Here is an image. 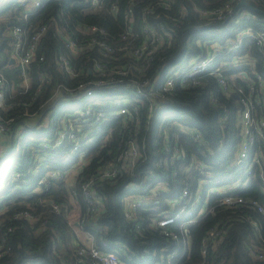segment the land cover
Returning a JSON list of instances; mask_svg holds the SVG:
<instances>
[{"label":"built area","instance_id":"obj_1","mask_svg":"<svg viewBox=\"0 0 264 264\" xmlns=\"http://www.w3.org/2000/svg\"><path fill=\"white\" fill-rule=\"evenodd\" d=\"M239 1L227 0L210 8L195 5L194 10L204 20L207 28L192 31L177 63L164 72L163 68L167 65L165 59L149 78L143 76L142 71L158 53L172 47L176 28L180 26L178 21L186 16L187 6L179 7L174 13L175 0H151L148 4H144L145 0H129L124 14L127 29L118 38L112 37L101 25L77 22L73 18L75 27L84 37L76 38L66 30L71 15H60L59 21L63 23L59 30L62 48L57 54V64L70 80L80 77L81 81L75 85H55L38 110H25L22 115L27 118L20 127L14 126L15 117L6 118L3 112L10 111L16 104L14 97L28 95L32 90L28 70L31 63L38 59L45 60V55H38V50L48 26H34L31 21V16L41 8L43 0H20L22 10L19 13L0 17V20L12 21V59L21 77L18 87H15L0 69V137L2 149H6L4 156L17 148L23 140L22 133L48 129L55 124L56 119L59 127L54 132L55 137L53 140H41L39 145L42 149H38L35 154V169L40 168L44 159H52L49 151L61 148L66 140L72 143L66 160L77 155L75 163L64 172L48 168L37 180L36 192H44L53 181H63L70 191V197L76 200L75 184L91 160L82 144L91 140L89 137L94 125L105 117H116L122 121V134H130L118 155L101 160L96 177H90L81 186L87 205L85 214L80 215L76 222L77 235L73 241L75 264H124L117 253L107 252L105 243L102 247L97 246L95 236L85 230L87 220L96 218L105 208L103 199L95 189V181L113 180L122 173L133 177L135 169L147 159L145 141L140 142L139 136L144 124L147 126L146 131H150L153 115L161 106L165 94L174 91L177 84L192 88L202 87L210 81L216 83L223 95L237 96L240 101L235 113L240 139L234 156L228 159L218 174H214L205 161L191 154L186 170L191 172L195 169L198 172L197 182L187 183L179 196L168 202L164 213H156L149 219L140 216L138 209L158 204L162 193L168 192L170 187L160 180L153 183V174L142 177L138 182L130 180L127 186L133 193L126 201L127 217L137 229L140 221H148L152 227L161 230L171 245L181 247L163 257L162 263L178 264L177 259H181L190 247L191 227L209 215L219 219L209 227L202 239L203 259L192 264H214V257L208 256L209 246L212 245V249L216 250L217 241L223 239L227 229L236 221L250 224L252 232L246 240L249 241L247 252L253 259L264 262V233L259 218L262 216L264 219V77L257 70V58L251 54L229 57L243 45L245 38H249L255 41L263 53L264 67V28L242 26L243 21L257 16L245 6L237 8ZM105 2L106 0H82V12L101 10L105 7ZM262 3L264 4V0ZM111 4L107 9L117 16L120 11L119 0H114ZM139 17L142 26L140 31L135 28ZM230 29H233V38L221 42L218 36ZM71 55L86 56L79 64H82L80 69L72 65ZM38 76L39 82L30 101L18 103L20 106L28 108L35 104L47 85L52 83V78L47 73ZM237 81L247 83L248 89L243 91L236 85ZM212 101L222 107L214 95ZM76 103H81V107L72 109ZM223 107L221 122L227 120L230 113L226 106ZM143 108H146L145 113L141 114ZM13 126L16 130L19 128L17 139ZM179 129L204 149L205 142L197 129L188 126H180ZM166 150L163 159L158 161L161 171L167 170L177 160L187 158L177 142L169 143ZM205 151L213 155L207 145ZM177 174L178 172L174 173ZM13 178L24 179V174L18 171ZM24 181L30 183L32 179ZM257 181L263 200L242 194ZM77 203L75 201L74 204ZM51 207L56 213H60L63 208L69 213L66 206L57 202H51ZM15 218H23L31 223H44L43 213H35L30 209L16 213ZM8 251L0 243V255Z\"/></svg>","mask_w":264,"mask_h":264},{"label":"trees","instance_id":"obj_2","mask_svg":"<svg viewBox=\"0 0 264 264\" xmlns=\"http://www.w3.org/2000/svg\"><path fill=\"white\" fill-rule=\"evenodd\" d=\"M113 1L106 0L105 7L101 10L82 12V0H43L41 8L31 16V21L34 26L43 24L48 26L38 50V55H45V60L38 59L31 63L28 70L32 81V90L28 95L14 97L13 101L16 104L10 108V111L3 112L6 118L15 117L14 126H22V122H25L27 118L22 115L25 110L31 112L38 110L55 85L59 83L75 85L81 81L80 77L70 80L57 64V54L62 48L60 46L62 37L59 30L63 23L59 21L60 15H71L66 30L73 33L76 38L84 37L75 27L73 18L77 22L101 25L112 37L118 38L127 29L124 14L129 0H119L120 11L117 16L107 9ZM225 1L227 0H175L174 13L182 6H187L188 12L183 19L178 21L180 26L176 28L172 47L165 52L158 53L154 60L148 64V67L142 71V75L147 78L152 77L156 68L165 59H167V65L165 64L163 68L164 72L171 65L174 66L185 50L189 34L194 30L207 28L204 20L200 19L194 10L195 5L201 8H210ZM246 1L254 7L264 10L262 0ZM150 2L151 0H145L144 4ZM21 10L20 0H0V17H10ZM252 12L257 17L243 21L242 26L263 29L264 15ZM11 23L12 21L0 20V69L5 73L8 81L18 87L21 77L12 59ZM151 25L154 26L152 23ZM135 28L138 31L141 30V17L137 19ZM233 36V29H230L218 37L221 42H225L226 39L233 38ZM245 53L257 58V70L264 77L263 53L254 40L245 38L243 45L229 57ZM226 56L228 57V55ZM85 58V55H78V57L71 55L72 65L80 69L82 64H79ZM143 65L141 64V66ZM41 73H47L52 78V83L47 85V89L35 104L28 108L20 106L18 103L30 101L39 82L38 75ZM251 78L254 80L253 77ZM236 85L243 91L248 89L247 83L243 81H237ZM213 95L222 107L212 101ZM237 99V96L223 95L217 89L214 81L207 82L202 87L192 88H185L177 84L174 91L165 94L161 106L153 115L150 131H146L147 126L144 124L143 131L139 136L140 142L145 141L147 159L135 169V176L130 177L127 173H122L113 180L95 181V189L103 199L105 208L96 218L87 220L85 230L95 236L97 246L102 247L105 243L107 252L117 253L124 264H166L162 263L161 259L170 252L181 249V247L171 245L164 238L161 230L152 227L148 221H140L139 229L129 221L126 201L133 190L128 188V182L130 180L138 182L142 177L153 174V183L160 180L169 185L170 190L162 193L158 204L138 209L140 216L149 219L156 213H164L168 202L176 199L187 183L195 184L197 182L198 172L195 169L191 172L186 170L190 164L191 154L196 155L199 160L205 161L211 167L212 173L218 174L228 159L234 156L235 147L239 143L240 131L235 121V113L240 106V101ZM223 106H226L230 113L227 120L221 122ZM79 107H81V103H76L72 109ZM145 109L141 110V114L145 113ZM57 121L56 119L55 124L48 129L22 133L23 140L20 141L17 148L0 159V243L6 250H9L0 255V264H75L73 241L77 235V227L73 211L78 205L81 215L85 214L87 205L81 186L90 177H96L101 160H106L108 157L115 158L118 155L127 140L126 138L130 135L122 134L121 119L105 117L100 123L94 125L93 132L89 137L91 140L82 144V148L89 153L91 160L75 184L76 200L70 197V191L63 181H53L49 184L48 189L38 193L35 191L37 180L48 168H56L64 172L75 163L77 156H70L66 160L72 146V143L66 140L61 148L49 151L52 159H44L40 168L35 169V154L38 149H42L39 144L42 142L41 140L54 139V132L59 127ZM14 126L13 131L15 132L16 127ZM180 126L197 129L205 142L204 149L195 143L189 135L181 133ZM18 130L19 128L16 130L15 139L19 136ZM175 142L182 146L187 158L183 157L170 165L167 170L161 171L158 161L163 159V154L167 152L169 143ZM206 145L211 148L213 155L205 151ZM18 171L24 174V179L14 180V174ZM175 172L178 174L174 175ZM35 175L37 176L35 177ZM27 178H31L32 181L26 183L24 180ZM257 184L258 181L256 184L252 183L251 188L249 187L250 189L245 190L242 194L263 200ZM53 201L66 206L69 213L65 208L60 213L54 212L51 207ZM75 201H78L79 204H74ZM24 209L43 213L44 223H31L23 218H15V214ZM259 218L264 233V219L262 216ZM218 219L219 217L209 215L191 227L190 247L181 259H177L178 264H192L203 259L204 242L202 239L207 234L209 227ZM10 228H12L11 231ZM251 232L252 228L249 223L233 222L223 239L217 241L216 250L212 249V245L209 246L208 256L214 257V264H264L263 261L253 259L247 252L249 241L246 240Z\"/></svg>","mask_w":264,"mask_h":264},{"label":"water","instance_id":"obj_3","mask_svg":"<svg viewBox=\"0 0 264 264\" xmlns=\"http://www.w3.org/2000/svg\"><path fill=\"white\" fill-rule=\"evenodd\" d=\"M241 6H245L249 8L251 11L257 12L259 14L264 15V10L258 9L252 5H250L246 0H240L239 3L237 4V8H240ZM2 144H1V137H0V159L3 157L2 156Z\"/></svg>","mask_w":264,"mask_h":264},{"label":"crops","instance_id":"obj_4","mask_svg":"<svg viewBox=\"0 0 264 264\" xmlns=\"http://www.w3.org/2000/svg\"><path fill=\"white\" fill-rule=\"evenodd\" d=\"M73 214L75 215V219H74V222L76 223L77 222V219L78 217L81 215V210H80V207L78 205H76L74 211H73ZM84 236V235H83Z\"/></svg>","mask_w":264,"mask_h":264},{"label":"rangeland","instance_id":"obj_5","mask_svg":"<svg viewBox=\"0 0 264 264\" xmlns=\"http://www.w3.org/2000/svg\"><path fill=\"white\" fill-rule=\"evenodd\" d=\"M1 153H2V156H4L6 154V149L3 148L2 151H1Z\"/></svg>","mask_w":264,"mask_h":264}]
</instances>
